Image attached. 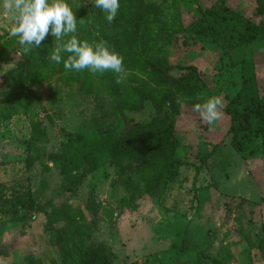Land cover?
Segmentation results:
<instances>
[{
  "label": "rangeland",
  "instance_id": "obj_1",
  "mask_svg": "<svg viewBox=\"0 0 264 264\" xmlns=\"http://www.w3.org/2000/svg\"><path fill=\"white\" fill-rule=\"evenodd\" d=\"M68 2L76 35L106 41L122 72L66 71L50 34L23 53L0 8V264H264V36L227 51L196 0H119L111 23ZM22 60L40 80L17 106L6 75ZM212 96L209 125L192 105ZM164 113L173 128L146 165L110 152ZM65 198L63 228L35 211Z\"/></svg>",
  "mask_w": 264,
  "mask_h": 264
},
{
  "label": "clouds",
  "instance_id": "obj_2",
  "mask_svg": "<svg viewBox=\"0 0 264 264\" xmlns=\"http://www.w3.org/2000/svg\"><path fill=\"white\" fill-rule=\"evenodd\" d=\"M89 2L103 13L109 23L120 8L119 0ZM0 8L3 17L10 22L8 35L16 39L23 53L40 48L50 34L56 41L50 60L57 65L62 63L66 71L87 70L92 74L122 72V57L106 41H88L76 35L78 20L68 0H0ZM192 108L202 121L210 125L220 116L222 99L219 96L208 97L194 103Z\"/></svg>",
  "mask_w": 264,
  "mask_h": 264
},
{
  "label": "trees",
  "instance_id": "obj_3",
  "mask_svg": "<svg viewBox=\"0 0 264 264\" xmlns=\"http://www.w3.org/2000/svg\"><path fill=\"white\" fill-rule=\"evenodd\" d=\"M196 1L201 16L208 23L212 38L219 41L227 51L234 50L242 43L258 41L263 38L264 0H253L256 3L252 10L241 5L239 0H210L209 4L205 0ZM17 64V67L11 70L6 77L7 79L16 78L20 83L18 86L25 91L22 98L17 99V106H21L22 102L31 101L33 95L30 90L28 91V86L32 87L40 80L39 71L41 68H37L25 60ZM32 75L34 76L32 77ZM23 90L19 91L22 92ZM165 103L169 106V102L166 101ZM9 108L13 110V113L15 112L12 106ZM229 113L232 118L237 116L231 110ZM173 123L174 118H170L169 114L157 115L147 125L136 124L133 128L123 131L120 136L111 141L109 150L114 154L128 156L134 167L140 169L148 162L150 153L160 148L158 146H161L162 139L164 141L169 136ZM232 139L234 142L235 137ZM61 157L64 159V154ZM204 163L205 157L201 158V162L194 166L193 169L196 174L201 170ZM62 169L64 172L67 171L64 161ZM174 174L175 172L171 171L169 177H173ZM67 202L68 199L65 198L59 203H46L37 207L35 211L47 220H54L59 227L63 228L68 221L65 209Z\"/></svg>",
  "mask_w": 264,
  "mask_h": 264
}]
</instances>
